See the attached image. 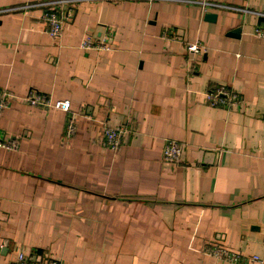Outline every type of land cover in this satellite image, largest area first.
I'll return each mask as SVG.
<instances>
[{
  "label": "crops",
  "instance_id": "crops-1",
  "mask_svg": "<svg viewBox=\"0 0 264 264\" xmlns=\"http://www.w3.org/2000/svg\"><path fill=\"white\" fill-rule=\"evenodd\" d=\"M58 10L57 39L41 8L0 17V96L35 89L78 114L64 146V113L19 99L0 113V139H17V150L0 148V262L22 251L65 264H225L199 252L218 243L264 264V42L253 36L264 0H79ZM105 27L113 51L79 48ZM193 42L205 48L197 60L185 48ZM220 85L242 105H208L204 94ZM99 123L129 129L118 155L95 143ZM165 140L183 145L173 169L161 162Z\"/></svg>",
  "mask_w": 264,
  "mask_h": 264
},
{
  "label": "built area",
  "instance_id": "built-area-1",
  "mask_svg": "<svg viewBox=\"0 0 264 264\" xmlns=\"http://www.w3.org/2000/svg\"><path fill=\"white\" fill-rule=\"evenodd\" d=\"M79 0H45L39 3H27L21 6L0 9V17L7 14L27 13L34 8H41V21L45 27V33L51 39H57L62 34L64 21L59 13L58 7L63 4H73ZM90 2L116 1V0H87ZM203 12L209 6L208 3H201ZM172 39V31L164 34ZM114 31L105 27L103 34L97 39L85 37L79 43V48L87 53H108L113 51ZM253 36L264 42V27H256ZM185 48L194 60L205 52L204 46L200 42L186 43ZM205 102L211 107L233 109L240 107L243 100L240 94L231 86L220 85L209 89L204 94ZM19 99L23 104L40 110H55L64 113L67 118L63 133L64 146L68 145L76 135V117L77 115L71 111L70 102L68 100H57L50 95L43 94L35 89H30L22 98H16L7 90H3L0 96V113L8 108L10 101ZM84 115V114H83ZM85 116V115H84ZM129 129L125 125L110 127L105 123H99V137L96 144L109 150L113 156L118 155ZM17 140V139H16ZM15 139H0V148L7 151L17 150V141ZM183 145L177 141L165 140L162 150L161 162L169 168H174L180 163ZM264 244V238H263ZM202 255L212 258L220 263L225 264H262V260L255 256H244L241 253L231 251L225 246L217 244L205 245L199 250ZM0 264H65L61 259L47 258L40 261L31 260L28 254L17 251L14 258L7 263Z\"/></svg>",
  "mask_w": 264,
  "mask_h": 264
},
{
  "label": "water",
  "instance_id": "water-1",
  "mask_svg": "<svg viewBox=\"0 0 264 264\" xmlns=\"http://www.w3.org/2000/svg\"><path fill=\"white\" fill-rule=\"evenodd\" d=\"M205 19H212V15L211 14H205Z\"/></svg>",
  "mask_w": 264,
  "mask_h": 264
}]
</instances>
